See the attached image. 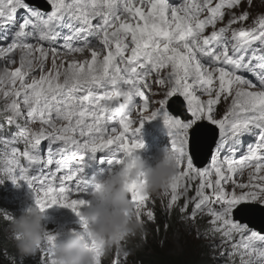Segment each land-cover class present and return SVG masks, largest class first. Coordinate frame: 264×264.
Segmentation results:
<instances>
[{"label": "clouds", "instance_id": "clouds-1", "mask_svg": "<svg viewBox=\"0 0 264 264\" xmlns=\"http://www.w3.org/2000/svg\"><path fill=\"white\" fill-rule=\"evenodd\" d=\"M2 26H0V33H2ZM1 42V40H0ZM1 45V54L6 58L7 64L0 65L1 67H11L16 68L17 62V52L13 45L8 42V38L5 36ZM15 50L14 57H11V52ZM0 108L8 109L6 105L0 106ZM8 126L5 124V119L0 120V131H4ZM196 126L191 129L190 137L193 138L196 134ZM206 129V128H205ZM207 130V129H206ZM202 134V132L200 133ZM209 134V133H208ZM34 139L40 146H45V155H47L48 145L57 147L52 142L56 141L59 143V148H64L67 146L69 134H32ZM54 135V136H53ZM210 137L215 134H209ZM215 139V136L213 137ZM209 142V140H208ZM190 147L192 143L189 141ZM214 144L212 140L211 146ZM17 147L27 149V146H22L19 144ZM208 147V143H207ZM146 148L148 146H141L138 149ZM163 149V147H160ZM209 150L211 147H208ZM19 149V148H17ZM57 150V151H58ZM145 149L139 151V155L143 156ZM3 152V151H0ZM206 152V151H204ZM181 154L177 148L164 149L161 151V156L166 160V165H170L171 171L165 174L163 171V165L156 166L154 164L155 157L152 155V149H150L144 157H141L139 161L135 155H133L134 162L129 163H115V171L112 178L107 181L106 175L104 177L97 178L95 180H89L88 185L84 189L77 190L71 183L65 189V193H62L63 184L67 180L66 175L53 174L52 170L49 169L45 164L42 167H38V164L31 162L29 164L30 173L34 176H38V179L44 177L53 178L55 181L61 177L62 180L58 184V190L61 193L59 198L47 196L49 202L53 200L54 203L58 204L61 209V213L66 211L70 216L63 214L62 218L72 225V227L77 226L76 223L82 225L88 230V241L93 238L95 240L94 244L87 248L83 245L79 246L77 249H71L66 245L56 244L54 247V252L58 256L63 264H77V261L82 262L81 264H158L162 256H173L178 259L186 260L185 255H192L198 260L208 259L210 256H217V264H239V261H233L227 263V255L229 254L230 246L227 245V225H225L222 233L215 234V228H210L206 232H199L197 229L203 224L207 223L210 218H206L204 222H199V219L203 218L206 213L212 215L214 219H220L224 213L227 212L224 206V200L226 199L228 191H232L230 186L227 185V180L224 178H219L221 181H214L220 185L217 187L216 191H208L207 196L202 193L200 188L197 186L192 191L190 190L191 182L184 179V173L181 176L179 172L176 171L174 165H179L173 163L169 154ZM127 157L131 156V153ZM205 154V153H204ZM44 155V157H45ZM124 157L122 159H125ZM194 158V156H193ZM55 159V156L53 157ZM201 159L200 156H196V160ZM145 163V164H144ZM188 163V162H186ZM56 164V163H55ZM144 164V165H143ZM165 165V164H164ZM192 162L188 163V168H191ZM38 168H43L41 174L38 173ZM109 168V167H108ZM181 169H183L181 167ZM14 167L11 168L10 173L12 175ZM129 174V175H128ZM146 174L145 185L149 188L140 189L142 195L139 193H134L137 189V185L133 183L134 180L138 181L137 175ZM23 175V173L21 174ZM36 176V177H37ZM141 178V176L139 177ZM32 181L31 179H18V183H27ZM17 183V184H18ZM15 184L16 192L9 193L8 188H0V198L4 197L2 203H6L0 209L4 210V214L7 216L4 219H8L12 216L13 208L21 216L18 208L14 207L13 202L17 200L20 202V198H15L16 195L22 194L21 197H30V201L26 204L31 207V212L37 217L40 225L38 234H42L43 238L39 240L38 234L35 238L34 245L37 250L49 249V234L50 230H53L54 241L57 237L61 235L54 226L48 227L51 229L45 230V226L42 224V218L44 214L49 213L44 209L37 207L36 202L40 200L41 195L49 194L55 190L51 185L45 187L44 181L38 182V185L42 187L37 188V191H18V186ZM135 184V185H130ZM135 186V187H134ZM51 187L52 189H49ZM55 187V186H54ZM28 186H25L27 189ZM50 190L48 191L47 190ZM139 189V187H138ZM70 191L77 193V198H72ZM113 191V192H111ZM117 193H116V192ZM45 195V196H46ZM62 195H66L62 198ZM144 195V196H143ZM221 197V199H220ZM69 199L68 203H65ZM90 199V200H89ZM105 202V206L97 209L95 203ZM212 200V202L210 201ZM41 204V201H39ZM131 204L132 210L128 211L125 207ZM76 206H79L75 208ZM212 208V209H211ZM240 207L237 211H239ZM97 209V214L88 215L83 221L78 220V216L81 213L88 211H95ZM28 212V214H29ZM22 217V216H21ZM242 219L246 220V217L241 216ZM29 223H35L36 219L34 217H29L27 219ZM113 222V225L109 223ZM245 222V223H246ZM176 225L180 228L181 232L173 233L171 231V226ZM215 225V224H214ZM253 228L258 229V226L252 225ZM92 230V233L91 231ZM127 230H130L140 244L136 247V252L129 257V260L123 262V259L127 256L129 248L132 246L131 240L126 235ZM32 230H28L31 232ZM37 233V232H32ZM52 233V231H51ZM19 235L14 234L12 238L4 237L0 233V259H4V262L0 261V264H12L9 259L4 258L2 254V247L11 245L16 239H19ZM72 241H77L81 243L86 241L74 235ZM11 242V243H9ZM104 242L109 243L104 249ZM90 243V241H89ZM152 243H156L157 248H153ZM183 244L181 253L173 252L177 247ZM43 252V251H40ZM236 253V252H235ZM91 258L86 259V255ZM222 254V255H221ZM24 255V250L22 247L18 248V253L16 254L15 262H22ZM220 255V256H219ZM48 261H40L37 256L34 257V264H57V261L53 260V257H48ZM170 261H168L169 263ZM211 263L207 261L203 264ZM26 264V263H24ZM172 264V263H171ZM183 264H194L191 261H186ZM215 264V263H214Z\"/></svg>", "mask_w": 264, "mask_h": 264}, {"label": "bare ground", "instance_id": "bare-ground-1", "mask_svg": "<svg viewBox=\"0 0 264 264\" xmlns=\"http://www.w3.org/2000/svg\"><path fill=\"white\" fill-rule=\"evenodd\" d=\"M26 5H28V3H25ZM211 4H216V3H211ZM36 5L38 6V14L39 16L45 15L42 10H41V6L42 5H47V0H38ZM218 6L215 5L213 6L211 9L209 8H204L200 11H198V16L197 18H202L204 16H210L213 19V22L211 24H209V29H213L214 26H218L216 29L214 30H210V33L205 34L203 37V41L204 43L207 44V38H210L211 41L212 39H215L216 37H219V40L221 41L222 37L227 38V28H230V26L227 24L222 23V21L224 20V15L226 13H223L222 15L218 16L217 14H213V12H215V9ZM122 12L124 13L126 18H130L131 16H134V18L132 19V21L130 23H126V24H130L133 27H136L138 24V19L135 16V14H131L130 10H129V6L128 4L125 5V9H121ZM50 11L52 13H55V5L54 7L50 6ZM87 13H92V12H88V11H84ZM167 13H169L170 15H175V19L178 21V27L180 29H183L186 26V20L182 17H179L176 15L175 10L173 8L167 9L166 11ZM234 12L231 13V15ZM122 14V13H121ZM120 14V15H121ZM21 15V13H19V16ZM119 15V16H120ZM109 18H112L111 20L114 22L113 19V11H111L109 13ZM151 16V14H150ZM8 17V16H7ZM152 17V16H151ZM129 20V19H128ZM22 23V22H21ZM66 22H61L60 23V27L62 29L66 28ZM26 29H28L31 33L32 36H35V34L37 33V31L41 28L42 26V21H37L35 15L31 17V21L28 23H22ZM71 24H68V26H70ZM134 30H137L136 28H134ZM27 31H25L26 33ZM49 34H51L48 31ZM27 35H29V33H26ZM74 34H71L69 36L65 35L61 37V41L62 42H67V43H72V41H70V36H73ZM123 36V35H122ZM28 37V36H27ZM237 34L233 33V38H236ZM56 38V36H55ZM123 38L128 39L131 41V38H129L128 36H123ZM97 39H101V37H98ZM69 41V42H68ZM141 41L143 42V46L149 50L150 55L154 56V55H159L157 54V51L155 49V46L153 44V42L147 37L146 39H141ZM215 41V40H213ZM96 44L98 43V41H93ZM197 42V44H201L200 41H195ZM214 45V49L211 50L213 53L219 52L217 44H213ZM223 46H227V42L222 43ZM56 46H59V44H56ZM242 51L246 54V56H251L253 55L252 52L249 50L247 45H241ZM40 52V51H39ZM208 52L207 48H202L200 50H197V53H200L202 56H204V60L206 58V53ZM69 56L71 57V55H76V57L80 56V54L78 52H68ZM43 56V54H42ZM106 56V55H104ZM116 56V55H114ZM138 55V51H135L131 57L128 58V65H125L124 62V66L120 68V66H118V68H120L119 70V77H117L116 79H112L111 83H106L105 85H102L103 88L102 90H100L99 86H94L95 88H97V92L95 94V98L96 99H102L101 95L104 94V88L108 89V90H112L115 91L116 94H121L122 97L124 98L126 93H128V91H131V89H128V86L124 83V74L126 73V71H128V69L130 70L132 67H134V65L138 64V69H140L139 71H137L138 76H142L144 73V71L146 70V68L143 67L144 63L142 62V60ZM42 58L39 57V61L42 62ZM259 59L256 60V62H250L248 57H245V59L243 60L242 63H235V67L232 70H227L223 67L220 66H216V68L212 71V72H205L202 71L200 69H192L195 70L194 73H192V76H195V80H200V83H203V81L207 80L204 83V90H205V94L202 97H196V99L199 100L198 105L200 107L197 108V110L199 111H203L205 114V117L207 118H214L217 116V114H213L212 111H214V109L211 108V106H213V104H215L216 106V110H220L222 111V109H224L226 106L223 103V98L219 95V93L217 92L218 89L225 91L226 93H230V94H242L244 95V93H246V91L249 89V87L257 80V76L259 75V68L257 66V62ZM198 61L201 62V59L198 58ZM102 62V61H100ZM115 65H119L117 64L116 61H114ZM254 65L253 68H248V71L252 74V78L248 81V83L242 82L240 80L236 81V77H234L232 75V73H236L237 75H241L242 71L244 70L246 65ZM106 68H107V64H105ZM101 67V71H104L103 69V65L100 66ZM92 69V68H91ZM186 78L188 79V81H190V83H194V79L192 80L190 78V76H186ZM88 79H93V78H88ZM16 81V80H15ZM13 81L12 84L13 86H16V82ZM91 81V80H90ZM212 82V83H211ZM165 88V87H163ZM258 91V89L256 90V92ZM255 94V91H252ZM110 93V92H107ZM134 94L142 96L143 95V91L142 90H138L136 92H134ZM10 97L12 96V100L10 101V103L7 104V110H0V119H5L7 121V126L10 128H17V127H23L22 124L20 123H13L15 121H19L20 116L22 115V111L24 110L23 108V104H21V102L19 103V105L17 104V102L14 101L13 95H9ZM142 103H151V105H153V103L155 102L153 99H151V102H147L146 100L141 101ZM259 106V105H258ZM144 107H148V106H144ZM259 110H261V107L259 106ZM231 111H228V114H230ZM222 115V113H221ZM223 119V117L221 116L220 119ZM68 125L69 128L74 127L73 125H70L69 123H66ZM202 125V124H201ZM212 128L218 129L219 128V124L216 123V125H211ZM77 130V127H74ZM162 128V127H160ZM159 129H157V131H147V130H143V129H133V133L135 135L129 137L126 136L125 139L121 138V134H107L101 141L100 144L98 146V148L100 149V151H102V155L108 153L110 155V157L115 160L118 161L119 163H129L131 164L132 162H134L133 159V155H134V150L138 149L139 147H141L142 145H144V140L146 137H150V138H155V136H157V134H159ZM164 128V127H163ZM163 130V129H161ZM196 134H194L193 138H189V141L192 143V147H194V151L189 149V147L184 144V151L185 153H188L189 151L193 152V156L195 159V168L197 167L196 165V152L198 151H202L201 153V159L198 161L200 162V166L198 167L199 172L203 175V177L205 178L207 184V187L209 189V191H216L218 184L216 182H214L215 180H212V176L209 174H212L214 176H217L219 178H224L225 180H230L231 182H235L237 185H240V187H238V189L241 191L240 193H236L239 198L241 199V201L243 200H252L257 204V208L264 206V199L262 196H264V182H262V187H263V191L255 190V193L250 194L247 197L242 198L243 195V191L241 190V187L246 184L245 181H242L241 183H237L234 180H231L230 178L227 177V175L224 173V170L222 167L219 168L220 171L222 172H217L218 170L214 171V173H211L209 168L206 169V162H205V158H204V153L206 154H210L211 156L214 155V152L210 151L209 148L207 147V143L208 140L210 138V135L208 134V131L206 129L203 128V126H196ZM16 129L11 130H5V131H0V151H13L12 149V143L14 141V138L16 136ZM202 132V134H200ZM264 133V131L258 132L257 134H262ZM182 134H185V132H183ZM65 135V134H64ZM230 135V134H228ZM238 135V134H236ZM85 136V135H84ZM216 139H212L214 142L216 143H220L222 142V151L220 152L221 157H219L218 159H214L213 157H211L210 159L212 161L216 160L215 162V168H217V161H221V162H227L230 164H234L235 162H239V156L238 154H235V157L232 158L230 157V155H227V140L224 141L222 140V138H224L226 136V134H219V135H214ZM247 137H251V136H247ZM167 140H170V138H168ZM248 143H252V142H248ZM90 145V144H88ZM261 145L264 146V143H261ZM173 144H168V147H172ZM152 148V155L155 157L154 159V164L156 166H160L163 165V171H165V174L170 173L171 168L170 165H166V160L164 159V157L161 156V151H163V149L160 148V145L157 143H153V147ZM123 149L128 150L131 153L130 157H127L125 159H122L119 154L120 151H122ZM247 149L251 150V147L249 146ZM264 150V148H261L260 151ZM206 151V152H204ZM251 152V151H250ZM250 152H248L247 150L245 151L244 156L245 157H250ZM88 155H89V159H93V148L89 147L88 148ZM13 155H9L8 153H5V157L6 159H8L9 161H11ZM263 158L262 155L257 154L256 159L259 161ZM190 162H193V157L189 158ZM211 160L208 162L209 164L212 165ZM181 162V161H180ZM10 163V162H8ZM85 164V163H83ZM165 164V165H164ZM11 165V163H10ZM87 165V164H85ZM188 166V163H187ZM260 168L263 169L264 168V164H259ZM188 168V167H187ZM186 168V169H187ZM227 168V167H226ZM188 171H186V177L184 178L186 181L189 182H194V174H195V170L194 168L191 169H187ZM206 170V171H205ZM256 170L258 171L259 169L256 168ZM115 171V167L114 165H110L109 168L107 169V173H106V177H107V181H109ZM198 171V170H197ZM42 173L45 172L41 171ZM198 172V173H199ZM205 172V174H203ZM233 172V170H232ZM208 173V175H207ZM142 174H140L141 176ZM207 175V176H206ZM264 175V174H263ZM139 174L137 175V178L140 177ZM234 176H236L234 174ZM202 177V178H203ZM62 178L59 177L56 181L53 178L50 177H44L41 179H33L32 181H28L27 183L23 184V183H18V180L15 177H12V182L14 184H17L18 186V191L20 192L21 189L25 186H29L31 185L32 188L37 191V186H38V182H42L44 181L45 183V187L47 186H55V190L52 191L49 194H43L41 195V198L39 201H41V204L39 203V201L36 202L37 207H40L42 209H44L45 211H47L49 213V215L51 214V216H48V214H44L43 218H42V224L43 226H45V230L51 229L48 227L54 226L56 230H58V233L61 235L60 237H57L56 241H54V237H56L54 235L53 230H50V234H49V249H40L37 250L35 248L34 245V241L35 238L37 237L38 234V230H40L38 225L39 221L37 220V217L34 216L31 212H29V214L25 217L22 218L17 212L16 210L13 208L12 211V216L9 217L8 219H4L7 214H4V210L0 209V233H2V235L4 237H8V238H12V236L14 234L19 235V239H16L11 245H7L5 246V250H6V259H9L12 264H34V257L37 256L38 259L42 262V261H48L49 258L48 257H53V260L57 261V264H63L62 260L58 257V256H50L51 255H56L57 252L55 253L54 247L56 244H60V245H66L67 247L71 248V249H77L79 246L83 245L84 248L89 247L90 245L94 244L95 240L93 238H91L88 241V230L83 227L82 225L77 224V226L72 227V225H68V223L66 222V224L64 223L65 220L62 218L63 214H65L66 216H70L68 212L64 211V212H60L61 209L58 206V204L54 203L53 200H51V202H49V199L47 198V196L52 197H56L59 198L61 196V193L58 190V184L61 182ZM221 181V180H218ZM139 182V181H138ZM138 182L136 180L133 181V183H135L138 187L136 189V191H134V193H139V195H142L141 190L140 189H145V196H146V191L149 190V188L147 187V185H145V181L142 180L141 184H138ZM254 183H249V185H253ZM70 185L69 183H64L63 184V188H62V193H65V189L67 188V186ZM201 187L204 188V184L203 182H201ZM213 188V189H212ZM113 192V191H111ZM116 192V191H115ZM260 192V193H259ZM72 198H77V193L70 191ZM117 193V192H116ZM46 195V196H45ZM66 195H62V198L64 199ZM144 196V195H143ZM225 196H227V194H225ZM221 199V197H220ZM4 200V197L0 198V207L4 206L6 203H2V201ZM90 200V199H89ZM70 200L67 199L65 203H68ZM95 203V200H94ZM95 205H98L99 208H101L102 206H105V202H100V203H95ZM17 205H14V207H16ZM224 206L225 209H227V197L224 200ZM79 206H76L75 208H77ZM235 207V206H234ZM241 206H239L237 209L236 207L233 208V212H236L237 214L234 215V217H230L231 219H233L232 221V226H237L240 225L243 227V225H245L246 220L242 219L240 216V212L237 211ZM128 211L132 210V206L130 203H128V206L125 207ZM212 209V208H211ZM93 214H97V211H88V212H84L81 213L78 216V220L83 221L86 219V216L88 215H93ZM29 217H34L36 219L35 223H29L27 222V219ZM206 218H210V220L205 223V225L203 224V226L199 227L197 229V231H199L200 233L206 232L207 230H209L210 228H215V234H221L223 228L225 225H227V220L230 218H227V212L224 213L222 215V218H224L226 220V222H219V219H214L212 217V215H209V213H206V215L199 219V222H204V220ZM110 225H113V222L109 223ZM215 224V225H214ZM227 229V228H226ZM28 230H32L31 232H28ZM52 231V233H51ZM91 231V230H90ZM243 231V230H242ZM32 232H37V233H32ZM42 233V232H40ZM38 234V238L39 240H41V238H43L42 234ZM92 233V232H91ZM78 235V237H80L83 240H86L84 242L78 243L77 241H72V238L74 237V235ZM126 235L129 237V239L131 240V244L132 246L129 248L128 250V254L127 256L123 259V262H126L129 260V257L131 255H133L136 252V247L138 244H140V242L137 240V238L131 234L130 230H127ZM11 243V242H9ZM109 243L104 242L103 248L105 249L108 246ZM141 245V244H140ZM22 247L24 250V255H23V261L22 262H15L16 261V254L18 253V248ZM230 248H232V250H234L236 252V254L240 257V263L241 261L242 263H247V264H252L251 262H249L246 257L244 256L240 245L237 243V240L232 242V244H230ZM49 253V254H46ZM222 255V254H221ZM220 256V255H219ZM257 258H262L264 259V250L261 249V253H259L258 255H255ZM91 257L87 254L86 255V259H90ZM175 257L173 256H162V258L159 260L158 264H173ZM254 259V258H253ZM220 259L217 258V256H210L209 260L208 259H202V260H198L196 259V257H194L193 263L194 264H203L207 261H211L212 264H217L218 261ZM168 261H170L168 263ZM261 261L255 260L253 263H257V264H262L260 263ZM82 262L77 261V264H81ZM181 263V262H180ZM88 264V263H86ZM130 264V262L128 263ZM179 264V263H178ZM206 264H211V263H206ZM264 264V262H263Z\"/></svg>", "mask_w": 264, "mask_h": 264}, {"label": "rangeland", "instance_id": "rangeland-1", "mask_svg": "<svg viewBox=\"0 0 264 264\" xmlns=\"http://www.w3.org/2000/svg\"><path fill=\"white\" fill-rule=\"evenodd\" d=\"M248 8V6H247ZM143 11V14L144 13V9H142ZM85 12L83 10H79L78 14H76V17L78 18H84L85 16ZM132 20L129 18V20H126V22L130 23ZM35 52L37 54H41V51L39 52V50H35ZM106 55V57L110 58L111 57V52H108V51H105V52H101V51H97L96 52V55L94 57H90L88 54L86 55H83L82 57L81 56H78V57H75V59H70V58H66L64 56H60V57H56V56H53V55H49V54H43L42 57L46 58V57H49L50 59H54L58 62H63V61H69L71 65H74V66H87L89 65V63H91L93 60L97 59V56H104ZM4 55H0V61H3L4 59H6L5 57H3ZM101 66V65H100ZM83 71L85 72V75L88 76L89 71H93L91 68H82ZM80 71L77 72V74L79 73ZM43 73L45 74L46 78L48 80H53L55 82H58L59 80L57 79L58 77L55 76L53 74V72L47 67H43ZM69 73V72H68ZM68 77H72L70 74H68ZM15 81V77H12L11 78V82ZM212 83V82H211ZM29 88V87H28ZM217 92L219 93V95L223 98V103L224 105L227 107V103L230 102V97L232 96H239V95H242V94H237V93H234V94H230V93H226L225 91H222L220 89L217 90ZM253 93V92H252ZM195 100H198V99H195ZM199 101V100H198ZM199 103V102H198ZM245 105H248V107H252L253 104L252 103H247V102H244ZM255 109H258L259 110V106L258 105H255ZM233 110V108H231V111ZM176 162L182 167V168H187V163L186 162H180L179 160H176ZM216 166V165H215ZM219 172V171H217ZM263 174H264V170H262ZM208 175V173H207ZM264 176V175H263ZM186 177V175L184 176V178ZM259 177V174H249V175H246L245 176V183L246 184H249L247 181H253V179ZM264 180V179H263ZM138 184H141V181L138 182ZM232 185L234 187L233 189V192L235 193H240L241 191L238 189V187H240V185H237L235 182H232ZM213 189V188H212ZM97 209H99V206L96 205ZM97 209L95 211H97ZM222 221V222H226V220L224 218H220L219 219V222ZM92 232V230H91ZM182 247H183V244L180 245L179 247H177L173 252L175 253H181V250H182ZM185 258L186 260H182V259H178V258H175L174 261H173V264H181L182 263H185L186 261H191L193 263V260H194V256L192 255H185ZM241 264H247V263H242L241 261ZM252 264H257V263H252Z\"/></svg>", "mask_w": 264, "mask_h": 264}, {"label": "trees", "instance_id": "trees-1", "mask_svg": "<svg viewBox=\"0 0 264 264\" xmlns=\"http://www.w3.org/2000/svg\"><path fill=\"white\" fill-rule=\"evenodd\" d=\"M171 231L173 232V233H179V232H181V230H180V228L178 227V226H176V225H173V226H171ZM2 234V233H1ZM152 246H153V248H157V245H156V243H152ZM2 247V254L4 255V258H5V256H6V250H5V246H1ZM0 261L1 262H4L5 260L4 259H0ZM181 264V263H180ZM183 264V263H182Z\"/></svg>", "mask_w": 264, "mask_h": 264}, {"label": "water", "instance_id": "water-1", "mask_svg": "<svg viewBox=\"0 0 264 264\" xmlns=\"http://www.w3.org/2000/svg\"><path fill=\"white\" fill-rule=\"evenodd\" d=\"M38 1V0H37ZM32 3V2H31ZM32 5H35V3L33 2V4ZM37 6V5H36ZM38 7V6H37ZM42 7V6H41ZM40 7V8H41ZM3 15H1V17H2ZM15 27H17V28H20V22H19V20H17V22H16V24H15ZM15 29V31L19 34V30L18 29ZM29 38H32V35H29L28 36ZM27 37V38H28ZM23 46H24V48L26 47H29V45L27 46V43H25V44H23ZM213 135L209 138V142H208V147H211V144H212V139H213ZM211 149V148H210Z\"/></svg>", "mask_w": 264, "mask_h": 264}]
</instances>
